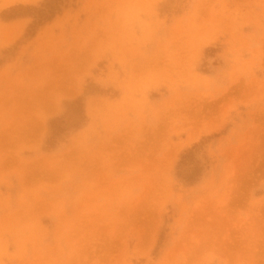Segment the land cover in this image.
I'll use <instances>...</instances> for the list:
<instances>
[{
    "label": "rangeland",
    "instance_id": "obj_1",
    "mask_svg": "<svg viewBox=\"0 0 264 264\" xmlns=\"http://www.w3.org/2000/svg\"><path fill=\"white\" fill-rule=\"evenodd\" d=\"M16 37L0 264H264V0H0Z\"/></svg>",
    "mask_w": 264,
    "mask_h": 264
},
{
    "label": "crops",
    "instance_id": "obj_2",
    "mask_svg": "<svg viewBox=\"0 0 264 264\" xmlns=\"http://www.w3.org/2000/svg\"><path fill=\"white\" fill-rule=\"evenodd\" d=\"M13 19H20V17L19 18H17V17H11V18H7V20H4V21H6V22H10V20H13ZM17 37L14 39V41L13 42H11V43H9V44H7V45H3V46H0V49H6V48H8L9 46H11V45H15V44H17ZM17 46H19V45H17ZM17 49V48H16ZM16 51H18V50H16ZM3 63H5V62H0V68L2 67V65H3Z\"/></svg>",
    "mask_w": 264,
    "mask_h": 264
},
{
    "label": "bare ground",
    "instance_id": "obj_3",
    "mask_svg": "<svg viewBox=\"0 0 264 264\" xmlns=\"http://www.w3.org/2000/svg\"><path fill=\"white\" fill-rule=\"evenodd\" d=\"M21 24H22V23H20V22L18 21L17 23L12 24V27H13V28H16V27H19ZM8 28H9V27H8ZM63 93H65V94L68 95V94H71L72 92L65 90Z\"/></svg>",
    "mask_w": 264,
    "mask_h": 264
}]
</instances>
